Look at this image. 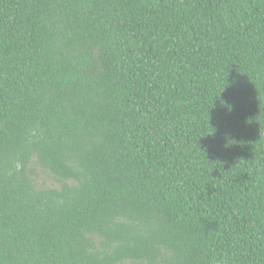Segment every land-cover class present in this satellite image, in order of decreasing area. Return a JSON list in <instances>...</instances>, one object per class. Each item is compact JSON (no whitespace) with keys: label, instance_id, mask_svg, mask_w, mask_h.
Returning <instances> with one entry per match:
<instances>
[{"label":"trees","instance_id":"trees-1","mask_svg":"<svg viewBox=\"0 0 264 264\" xmlns=\"http://www.w3.org/2000/svg\"><path fill=\"white\" fill-rule=\"evenodd\" d=\"M0 264H264V0H0Z\"/></svg>","mask_w":264,"mask_h":264}]
</instances>
